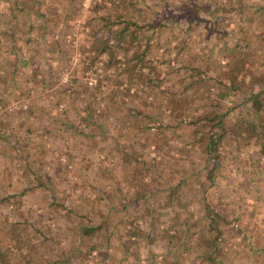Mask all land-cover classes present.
<instances>
[{"label": "rangeland", "instance_id": "1", "mask_svg": "<svg viewBox=\"0 0 264 264\" xmlns=\"http://www.w3.org/2000/svg\"><path fill=\"white\" fill-rule=\"evenodd\" d=\"M15 1L25 4L20 14ZM259 6L264 0H0V249L11 264L29 253L34 264H51L61 249L43 233L61 243L75 239L72 219L43 212L54 199L87 216L89 225L104 220L86 243L94 250L71 264H142L150 254L158 264H173L164 252L166 232L184 225L214 234L201 222L204 203L223 217L217 264H264V155L241 133L218 143L207 159L209 123L199 119L226 113V126L245 116L248 74L263 63H241V72L248 71L239 77L240 90L230 91L224 72L217 74L229 63L214 46L238 43L239 30L258 40ZM168 19L175 22L168 31L151 27ZM124 20L143 25L139 44L154 34L147 56L152 72L124 62L105 67L106 54L92 51L99 37L112 44ZM82 22L88 25L80 38ZM180 45L188 54H176ZM208 49L212 60L195 63ZM248 49L259 53L257 45ZM115 52L123 61L121 50ZM123 69L140 76L125 79ZM179 180L178 197L166 207ZM133 229L141 235L136 241L128 234ZM183 236L174 239L175 262L194 263L204 251L202 237L179 245Z\"/></svg>", "mask_w": 264, "mask_h": 264}, {"label": "trees", "instance_id": "2", "mask_svg": "<svg viewBox=\"0 0 264 264\" xmlns=\"http://www.w3.org/2000/svg\"><path fill=\"white\" fill-rule=\"evenodd\" d=\"M12 5L15 6V11L20 14L21 11L24 9V3L20 1H15V3H12ZM262 8V15H259L260 23L263 24L264 29V7ZM193 15V13H192ZM180 16H184V14H181ZM195 15H193V18ZM193 18H191L189 21L192 22ZM103 19V17H102ZM174 21L168 20H162L158 24L151 26L153 29L155 28L156 31H168L170 28H172V25L174 24ZM121 24H123L118 31L116 32V39L115 41L110 44L108 42V39H104L102 37H99L98 40L93 41L92 45V51H94L95 55H101L106 54L107 59L105 60V67H108L110 63H131L132 68L138 67L140 69L141 67L146 68L149 72H152L154 70V65H152L153 59H148L147 56L149 54V51L152 50L150 45V41L154 38L153 33H147L143 35L144 42L139 44L138 34L141 32L143 25H139L134 20H124L121 21ZM88 24L87 22H82L79 28V37L81 38L83 36L82 29L86 27ZM189 29L191 28L190 23L188 24ZM188 30V29H187ZM214 30V29H213ZM218 30V28H217ZM246 31L239 30L238 35L241 36L238 43L228 44V46L225 47V42L223 41L218 43L214 46L217 49V52L223 53L225 55V62L229 63L228 69H218L220 72L217 74L221 76L220 74H225L227 82L224 83L225 87L229 89L230 91H238L241 88L242 84V78L247 73L248 70H243L241 72V63L248 62V63H254L257 59H259L260 63H263V65L260 68L259 73L255 74H248V78H250V82L247 83L248 90L243 97L241 104L244 108H246V114L244 117H240L237 120H234L232 125H226L225 126V114L222 113L221 115L217 116L215 113H212L210 116L206 115L205 117H200V120H205L206 124L209 123V133L207 135V138L209 139L206 142V146L204 149L206 150L207 159H209V154L212 151H215L218 143H223L227 137L232 136L233 139H237L236 137L239 136V134L244 133V139L246 140V143L252 142L253 145L256 146L257 149H259L258 153L261 155H264V33H261V37L257 40L255 39H248L245 38ZM218 37L222 38L223 33L222 31H218L216 34ZM237 42V41H235ZM223 44V45H222ZM259 47V53L254 54L249 52V47L254 46ZM154 48V46H152ZM115 49L121 50L122 56L120 57L121 60L117 59L115 57ZM203 51V49H202ZM186 53L188 54V48L185 45H180L178 49L176 50V54H182ZM211 53H213L212 49H208V52L204 53L203 55V61L195 62V63H205L204 61L212 60ZM230 54L231 57L227 58V55ZM147 58V59H146ZM223 58V57H222ZM223 60V59H222ZM19 62H23L22 60H18ZM198 61V60H197ZM25 63V62H23ZM160 63V62H159ZM187 63H189L187 61ZM222 63V62H221ZM200 64L197 66L199 67ZM196 67V68H197ZM183 71H187L190 68H188L186 65L182 67ZM123 75L125 79H129L130 77L134 76L135 78H139L140 75L136 73H131L132 70L129 69H123ZM132 76H131V74ZM199 72H196L198 74ZM189 78L193 77L194 75L192 73H187ZM3 81L2 79H0ZM192 80L188 81L182 88L187 89L188 87L192 86ZM195 88V87H194ZM197 89V87L195 88ZM255 90V91H254ZM172 95V94H171ZM174 106V105H173ZM211 122V124H210ZM219 129V133L216 135L215 132H213L214 129ZM2 138L6 141H8L9 135L2 134ZM251 143V144H252ZM241 147L237 146L236 150H239ZM218 156L214 155L212 157L213 162L218 161ZM229 160L231 158H228ZM214 167V163H212V168ZM212 170V169H211ZM209 181L213 182V175L211 171L209 172ZM181 181L179 180L176 184L173 185L174 188L170 189V194H166V199L163 202V205L166 207L171 205V200L173 199V195H176V190L180 187ZM175 193V194H174ZM24 194V193H22ZM22 196V195H21ZM141 196V193H135L134 197ZM23 197V196H22ZM178 197V195H176ZM5 198V197H4ZM8 198V197H7ZM24 198V197H23ZM54 199V198H52ZM187 205V203L185 204ZM202 216H201V222L204 225H207L208 232H214V234H209L208 236L203 235L202 231H195L191 227L187 228L183 226H179L178 229H175L172 234L165 233V239H166V247H165V254H168V256L171 258L173 264H182V260L176 261V247L173 245L174 239L178 237V234H183V238H185V241L180 243L179 245H183L184 243L189 244L191 236L197 235L198 239L199 237H202V243L200 244L201 248H204V251L201 253H197L196 259L194 260V263L190 262L189 264H198V262H202L204 259H206L207 264H217L218 260L221 261V258H216L213 254L218 252V248L222 246L224 243V239L220 236L222 233L219 229V221H223V217L219 212L215 210V208L212 205H209L207 203H204L202 207ZM43 212L49 214H55L57 216L62 215L63 217H66L67 219H72V223L68 224L70 229L74 231L75 233V239L73 241H67V243H61L60 238L57 236L48 237V233H43L42 236H44V240L46 241H56L57 245L61 249V251L58 253V255L52 257L50 260H47L48 262H51V264H71L73 261H80L81 263L84 262V258L91 253L92 250H94L93 245L92 246H86L87 241L95 236L99 235L102 229V225L104 220H100L101 222L96 223L94 225H89V219H87V216L82 215L81 213H78V211L70 208L62 207V205H59L54 199L51 203L47 204L46 207H44ZM46 215V216H47ZM39 221H42L38 219ZM38 225H40L38 223ZM173 225H182L180 222L173 223ZM184 227V228H183ZM236 228V227H235ZM48 229V228H47ZM46 229V230H47ZM48 231V230H47ZM238 233V231H236ZM131 235L130 238H133L134 241H136L134 238L140 237L141 235L139 233H135V230H131L128 233ZM61 238H66L65 235H59ZM146 241H151V238L149 235L146 234ZM199 240V239H198ZM28 249L31 248V245L28 244ZM81 246V247H80ZM125 249H129L126 247ZM130 250V249H129ZM33 255V254H32ZM31 253H29L27 258L22 261H17L16 264H34L35 261L32 259ZM83 255V256H82ZM97 255H100L97 251ZM30 256V257H29ZM82 256V258H81ZM133 257H137V254H133ZM100 258L102 262L107 260V257L105 254H101ZM125 260L124 257H120V260ZM139 260H137L138 262ZM160 261L157 258V255L150 254L149 258L144 260L142 264H158ZM0 264H11L10 259L5 256V254L0 249Z\"/></svg>", "mask_w": 264, "mask_h": 264}, {"label": "built area", "instance_id": "3", "mask_svg": "<svg viewBox=\"0 0 264 264\" xmlns=\"http://www.w3.org/2000/svg\"><path fill=\"white\" fill-rule=\"evenodd\" d=\"M88 84H91L90 82H88ZM17 103H14L11 105L10 109L9 110H15L17 108ZM22 107H25V104H22L21 105ZM234 227H236V225H234Z\"/></svg>", "mask_w": 264, "mask_h": 264}]
</instances>
